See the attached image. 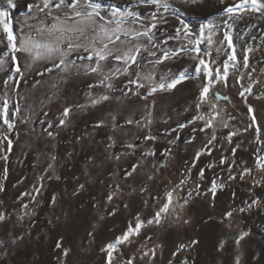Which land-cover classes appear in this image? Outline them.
<instances>
[{
	"label": "rangeland",
	"instance_id": "rangeland-1",
	"mask_svg": "<svg viewBox=\"0 0 264 264\" xmlns=\"http://www.w3.org/2000/svg\"><path fill=\"white\" fill-rule=\"evenodd\" d=\"M37 2L0 0L15 34L25 21L36 22L29 19L28 6ZM102 3L141 13L134 26L141 31L157 25L152 29L156 47L148 46L156 55L143 51L139 67L113 79L111 89L98 84L100 75L82 68L47 72L49 62L28 68L19 53L17 73L11 54L3 56L6 41L0 44V58L6 61L0 69V104L7 99L13 125L9 129L0 117V264H109V244L114 245L112 264H237V259L264 264V163H258L264 161V12H252L243 0H168L167 11L140 0ZM232 5L241 7L223 12ZM224 19L233 23L237 56L226 83L223 61L231 49L227 42L219 44ZM181 20L189 35L170 39ZM208 22L220 25L212 29V45L207 28L201 37L211 84L203 72L195 73L198 60L192 56L197 53L181 51L192 47L188 40H195ZM141 42L147 44L144 38ZM164 52L170 59L156 65L154 80L161 73L178 76L185 68L189 78L149 95L147 82L136 72L147 74L150 61ZM113 64L119 62L108 67ZM205 84L210 90L198 109ZM103 95L109 99L92 103ZM65 107L71 114L61 125ZM198 116L204 119H194ZM209 119L212 127H205ZM169 192V210L157 223ZM137 223L139 232L118 243Z\"/></svg>",
	"mask_w": 264,
	"mask_h": 264
},
{
	"label": "snow or ice",
	"instance_id": "snow-or-ice-1",
	"mask_svg": "<svg viewBox=\"0 0 264 264\" xmlns=\"http://www.w3.org/2000/svg\"><path fill=\"white\" fill-rule=\"evenodd\" d=\"M184 2L196 4L198 0H184ZM220 2L223 4L225 0H220ZM8 3L11 5L12 0H8ZM140 3L154 5L158 8L163 7L165 11L171 7L168 0H140ZM243 3L250 5L251 11L254 13L264 12V0H243ZM240 7L241 5L228 6L223 9V12L232 14L234 13V9ZM28 8L30 13L29 19L35 20L36 22L28 23L25 21L19 35L15 34L14 30L10 28L8 13L0 9V27H2L4 34L0 36V44H4L6 41L7 48L3 56L11 54V60L15 65V71L17 73L21 72V66L17 63L18 57L16 55L19 53L24 54L28 68H31L38 62L51 63V68H45L47 72H51L53 68L60 69L61 71H68L71 68L78 70L82 68L87 74L100 75L102 78L98 81V84L111 89L113 87V79L120 75H130V68L132 66L139 67L138 61L142 59L141 53L148 51L149 45L152 48L156 47L154 34L152 33V29L157 27L156 23H152L141 31L134 26L140 22L142 14L135 10H121L115 3H109L105 8L102 0H38L37 3L30 4ZM102 9H105V14H102ZM151 19L153 21L157 19L156 13L151 14ZM237 19L239 18L232 16L233 21ZM222 24L226 30L223 31V40H220L219 44L223 45L227 42V47L231 49V52L226 54L227 59L223 61V79L226 83L229 74V64L231 62L234 66L237 61V56L235 45L230 34L233 23H230L228 19H224L222 20ZM180 25L182 27L176 28V37H169L170 39L180 38L181 32H183L184 36L189 35L188 24L181 20ZM219 27L220 25L212 22L201 24L200 35L195 40H188V44L192 47L181 49V51H194L197 53V55L192 56L193 60H198V63L195 64V73L200 74L203 72L204 77L209 78V84L213 82L210 78L212 72L209 69L208 63L203 58V55H207V52L201 55L202 50L200 45L204 43L201 37L203 36L205 28H207L209 30L207 44L212 45L214 42L211 37L215 34L212 29ZM141 38L146 39L147 44L142 43ZM217 51L219 52L220 49L218 48ZM247 51L249 50L245 49V66L248 64ZM175 54V52L172 53V55ZM74 55L75 59H72ZM148 55L155 56L156 53L154 51H148ZM168 59H170L169 52H164L162 58L150 61L153 68L147 74L141 76L140 72H136V76L141 77L143 81L147 82L149 95L157 90H171L181 81L189 78V69L185 68L178 76L173 75L168 77L166 74L161 73L159 81H155L154 74L156 72V65L163 64ZM57 61L59 62L57 63ZM77 61H80V63H77ZM111 61L119 62V65L113 64L112 67H108ZM5 63L6 61L0 58V69L4 67ZM212 63L215 64L216 62L212 61ZM105 68H108V71H105ZM215 79H222L220 69H216ZM128 83L135 84L141 89L146 87L145 83H141L136 79H129ZM89 87L91 88L93 85H89ZM209 90L208 84H205L200 92V102L196 104L198 109L205 101L206 94L209 93ZM107 99L109 97L103 95L99 99H93L92 103L97 104ZM70 114V108L65 107L59 123L64 125ZM0 117H3V122L8 125L9 129L13 127L8 119L7 99H4L2 104H0ZM194 119H204V116L194 117ZM127 123H132V121L129 120ZM99 126L98 124L97 127ZM180 127H184V125H180ZM205 127H212L211 119L207 120ZM49 135L51 136L52 133L49 132ZM151 138L146 137V139ZM129 147H132V145H129ZM10 148L11 141H9ZM258 163H264V161L258 159ZM133 170H135V166H133ZM82 187L83 185H81ZM37 191L39 190L37 189ZM213 191H215V185ZM172 197V192L167 193V203L156 213L154 218L155 222L159 223L161 213L168 212ZM108 199L111 200L112 196L109 195ZM256 203V201H252V204ZM226 215L231 216V213H226ZM140 228V223L135 225V229L130 226L122 237L117 238V242L127 241L129 236L134 232L138 233ZM243 236L244 234H241L240 238L237 239V244L240 243ZM56 246L57 248L61 247V242L58 241ZM107 248L108 261L109 264H112V250L114 245L109 244ZM237 264H239L238 259Z\"/></svg>",
	"mask_w": 264,
	"mask_h": 264
}]
</instances>
